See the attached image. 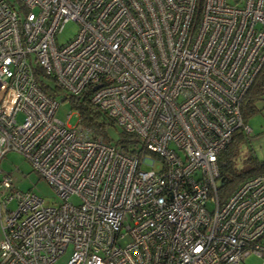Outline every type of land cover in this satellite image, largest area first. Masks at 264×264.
Here are the masks:
<instances>
[{"label": "built area", "instance_id": "built-area-1", "mask_svg": "<svg viewBox=\"0 0 264 264\" xmlns=\"http://www.w3.org/2000/svg\"><path fill=\"white\" fill-rule=\"evenodd\" d=\"M262 66L264 0H0V159L22 153L61 198L0 178V264H54L68 247L66 264L264 256V173L217 192ZM46 77L60 101L89 89L129 150L57 118Z\"/></svg>", "mask_w": 264, "mask_h": 264}, {"label": "rangeland", "instance_id": "rangeland-1", "mask_svg": "<svg viewBox=\"0 0 264 264\" xmlns=\"http://www.w3.org/2000/svg\"><path fill=\"white\" fill-rule=\"evenodd\" d=\"M234 2V0H228ZM77 23L74 21H67L63 24L61 31L57 34V40L59 43L69 40L77 30ZM46 83L50 86H54L55 81L53 79L46 80ZM60 101V94L57 96ZM255 110L248 114L246 119V125L249 127L248 134L243 133L240 142L237 147L236 155L234 156L235 164L238 168H248L252 160L264 161V92L254 101ZM71 112L67 117V113ZM55 116L60 120L66 122L69 125L77 124L79 117L77 111L73 109L65 100L60 101L58 107L55 110ZM22 117L18 115L17 119ZM119 126L109 127L108 134L111 137V142H115L118 138ZM249 158L250 162L247 161ZM3 175H8L11 178V185L16 190L22 192H34L42 197L46 202H60L61 198L55 192L53 187L48 181L42 177L31 165V163L25 158V156L15 150H8L0 159V178ZM219 184V181H218ZM15 202L11 201L10 207H14ZM1 216V212H0ZM1 221V217H0ZM2 236L0 229V238ZM70 252V247L64 254L55 260L54 264H66ZM236 264H264V256L256 254H248L241 261Z\"/></svg>", "mask_w": 264, "mask_h": 264}, {"label": "trees", "instance_id": "trees-1", "mask_svg": "<svg viewBox=\"0 0 264 264\" xmlns=\"http://www.w3.org/2000/svg\"><path fill=\"white\" fill-rule=\"evenodd\" d=\"M48 79L52 78L46 77V79L42 78L40 80L43 90L45 92H51L53 95L61 93V88L58 85L54 84V86H50L46 83ZM262 92H264V66L261 67L260 71L255 76L241 101L240 109L244 122H246L245 117L254 112L255 106L253 103L260 97ZM89 93L90 90L88 89L78 95L67 96L65 101L78 112V122L80 125L91 129L94 136H100L103 141L110 143L111 137L108 134V128L116 127L117 125L106 111L91 103ZM118 133L119 135L115 142L129 150L127 148V142H133L135 138L122 129ZM241 137H243V133L241 131H236L232 135L229 143L218 155L219 184L217 192L221 198L231 193L245 178L258 173H264V161L252 160L248 168H238L236 166L234 156L236 155ZM247 161L250 162L249 158Z\"/></svg>", "mask_w": 264, "mask_h": 264}]
</instances>
